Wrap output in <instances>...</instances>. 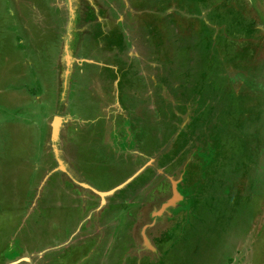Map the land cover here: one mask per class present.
Segmentation results:
<instances>
[{
	"label": "rangeland",
	"instance_id": "obj_1",
	"mask_svg": "<svg viewBox=\"0 0 264 264\" xmlns=\"http://www.w3.org/2000/svg\"><path fill=\"white\" fill-rule=\"evenodd\" d=\"M0 264H264V0H0Z\"/></svg>",
	"mask_w": 264,
	"mask_h": 264
},
{
	"label": "water",
	"instance_id": "obj_2",
	"mask_svg": "<svg viewBox=\"0 0 264 264\" xmlns=\"http://www.w3.org/2000/svg\"><path fill=\"white\" fill-rule=\"evenodd\" d=\"M61 166H62V164H61ZM61 169H63V170H64V167H61ZM107 194H110V193H107ZM107 194H106V195H107Z\"/></svg>",
	"mask_w": 264,
	"mask_h": 264
},
{
	"label": "bare ground",
	"instance_id": "obj_3",
	"mask_svg": "<svg viewBox=\"0 0 264 264\" xmlns=\"http://www.w3.org/2000/svg\"><path fill=\"white\" fill-rule=\"evenodd\" d=\"M60 119V118H59ZM58 124V122L56 123V125ZM55 127V126H54ZM56 128V127H55ZM58 129H59V127H58ZM57 133V132H56ZM57 136V135H56Z\"/></svg>",
	"mask_w": 264,
	"mask_h": 264
},
{
	"label": "crops",
	"instance_id": "obj_4",
	"mask_svg": "<svg viewBox=\"0 0 264 264\" xmlns=\"http://www.w3.org/2000/svg\"><path fill=\"white\" fill-rule=\"evenodd\" d=\"M110 192H114V189L112 191H110Z\"/></svg>",
	"mask_w": 264,
	"mask_h": 264
}]
</instances>
